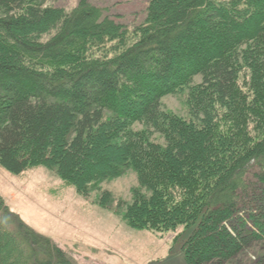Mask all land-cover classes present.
Returning <instances> with one entry per match:
<instances>
[{
    "label": "trees",
    "instance_id": "trees-1",
    "mask_svg": "<svg viewBox=\"0 0 264 264\" xmlns=\"http://www.w3.org/2000/svg\"><path fill=\"white\" fill-rule=\"evenodd\" d=\"M185 89L188 118L162 109ZM0 167L46 168L134 229L191 227L186 264L264 243V0H148L132 28L88 0H0ZM128 170L112 208L100 186ZM0 264L75 263L0 199Z\"/></svg>",
    "mask_w": 264,
    "mask_h": 264
},
{
    "label": "rangeland",
    "instance_id": "rangeland-1",
    "mask_svg": "<svg viewBox=\"0 0 264 264\" xmlns=\"http://www.w3.org/2000/svg\"><path fill=\"white\" fill-rule=\"evenodd\" d=\"M104 15L132 28L143 22L148 0H88ZM78 0H45V4L71 10ZM196 75L193 83H199ZM188 90L166 95L162 109L188 118L185 104ZM135 129L142 128L134 125ZM153 139L163 142L154 134ZM137 186L133 170L101 184L111 193L114 203H129ZM97 192L88 198L77 194L55 174L43 167L12 175L0 167V199L9 211L30 229L63 249L75 264H186L181 245L192 228L180 226L164 234L129 227L113 210L96 203ZM179 234L174 240L173 237ZM224 264H264V243L244 248Z\"/></svg>",
    "mask_w": 264,
    "mask_h": 264
}]
</instances>
